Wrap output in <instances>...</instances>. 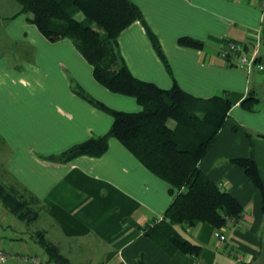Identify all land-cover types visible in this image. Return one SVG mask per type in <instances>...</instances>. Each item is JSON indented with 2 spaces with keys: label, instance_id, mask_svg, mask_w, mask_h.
<instances>
[{
  "label": "crops",
  "instance_id": "crops-1",
  "mask_svg": "<svg viewBox=\"0 0 264 264\" xmlns=\"http://www.w3.org/2000/svg\"><path fill=\"white\" fill-rule=\"evenodd\" d=\"M132 1L157 35L171 74L139 21L117 39L131 74L164 89L176 81L196 97L222 95L233 104L198 165L242 204L238 224L228 221L221 228L223 241L206 222L176 224L174 230L200 247V253L168 254L143 229L163 218L173 199L169 185L117 139L110 138L99 157L45 159L102 135L111 126V116L77 95L75 87L116 110L138 112L141 107L134 98L99 84L69 39L48 41L18 14L0 20V37L24 44L0 46V182L34 196L39 208L36 219L25 224L0 205V249L10 255L36 253V234L30 225L39 221L36 231L55 244L69 264H237L233 249L243 256L241 264H264L260 194L230 161L253 158L264 185L263 72L226 66L217 53L226 39L251 50L259 31L258 51L264 62V13L259 0ZM183 36L196 38L203 46L179 45L177 39ZM250 91L259 101L246 110L240 102ZM8 262L20 264L13 256Z\"/></svg>",
  "mask_w": 264,
  "mask_h": 264
},
{
  "label": "trees",
  "instance_id": "trees-1",
  "mask_svg": "<svg viewBox=\"0 0 264 264\" xmlns=\"http://www.w3.org/2000/svg\"><path fill=\"white\" fill-rule=\"evenodd\" d=\"M13 1L19 6L14 15L23 14L24 20L48 41L69 39L91 65L93 78L99 84L113 93L134 98L141 107L138 112L116 110L75 87L77 95L111 116V126L102 135L91 136L58 155L44 158L67 162L83 155L99 157L107 150L108 140L117 139L143 166L169 185L168 192L173 196L163 218L147 225L144 235L168 254L179 250L197 256L200 247L181 237L174 225H191L198 221L219 229L228 222L226 217L238 220L243 212L239 200L211 180L198 165L223 126L232 102L222 95L196 97L184 91L176 81L164 89L131 74L119 53L117 39L134 21L142 24L156 55L171 74L157 35L132 0ZM177 43L193 48L203 46V42L190 36L179 37ZM258 101L250 91L240 106L250 110ZM230 161L259 192L264 217V185L255 161L251 157ZM0 205L25 224L38 215V200L34 196L7 189L1 182ZM262 236L264 238V224ZM35 241L44 254V262L69 264L58 247L47 241L41 232H36Z\"/></svg>",
  "mask_w": 264,
  "mask_h": 264
},
{
  "label": "built area",
  "instance_id": "built-area-1",
  "mask_svg": "<svg viewBox=\"0 0 264 264\" xmlns=\"http://www.w3.org/2000/svg\"><path fill=\"white\" fill-rule=\"evenodd\" d=\"M262 13H264V0H259ZM262 42V36L259 31L255 33V44L251 50H248L245 44L241 42L232 41L230 39L224 40L218 46V56L222 58L229 67H235L244 72H250L253 68L264 72V62L259 58L258 46ZM227 221L235 222L238 224V220L233 217H226ZM158 220H155L156 222ZM153 222L149 223L151 225ZM221 228L214 230V236L223 241L226 236L220 231ZM231 254L235 257L237 264H241L243 256L236 250H232ZM15 257L20 261V264H56L54 261L44 262L42 257L36 253H19L17 255H10L7 252L0 249V264H9V257Z\"/></svg>",
  "mask_w": 264,
  "mask_h": 264
},
{
  "label": "rangeland",
  "instance_id": "rangeland-1",
  "mask_svg": "<svg viewBox=\"0 0 264 264\" xmlns=\"http://www.w3.org/2000/svg\"><path fill=\"white\" fill-rule=\"evenodd\" d=\"M18 9H19V6L15 1H13V0H0V20L2 21L5 19L7 20V19L15 18L16 15H14V14L17 12ZM0 32H2L1 28H0ZM16 45L24 46L23 43L19 44L17 41L9 40V38L4 37V35L0 37V46L1 47H8V48L9 47H17ZM2 155L3 154L0 151V177L2 175V166H1V164L3 162V161H1L3 159ZM38 223H39V221L30 225L31 226L30 228L34 231L35 234L37 232L36 230L38 229ZM35 238H36V235H35ZM35 252L39 253L40 255H44L41 248L37 245L35 246Z\"/></svg>",
  "mask_w": 264,
  "mask_h": 264
}]
</instances>
